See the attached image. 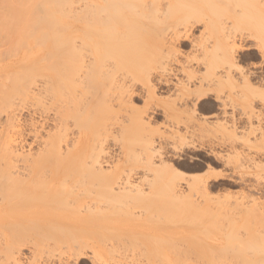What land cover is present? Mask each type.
Instances as JSON below:
<instances>
[{"label":"rangeland","instance_id":"rangeland-1","mask_svg":"<svg viewBox=\"0 0 264 264\" xmlns=\"http://www.w3.org/2000/svg\"><path fill=\"white\" fill-rule=\"evenodd\" d=\"M36 1L0 0V63H2L0 67L11 66L12 63L15 65L17 62H19L16 64L17 66L21 65V61L24 60L22 56L38 57L40 55L38 52L42 48V39L38 37L37 39L25 40L24 42L23 36L29 35L28 33L31 35L38 33V36H42L41 34H44V30L41 28H43L45 23L47 24V18L59 17V13L60 16L66 14L67 7L65 4V12H62L64 9H62L61 5L60 7H58L59 4L58 6L53 5L55 10L52 11L57 13H52L50 16L53 0H50L51 3L49 2L51 6L47 4L46 6L45 3L41 6L42 4L39 0L37 2L41 5ZM67 1L70 2L66 3L69 4L68 7L71 5L70 10L68 9L70 15L74 7L79 10L83 8L85 3V0H81L84 2H82L83 6H81L80 0H78L80 3H76V0L75 5L73 0ZM179 1L182 3L178 2L177 5L182 6L180 8L184 12L180 15L181 17L178 16L182 21L175 30L171 28V25L176 21L175 18L171 20L166 18V16L162 15L164 14L162 11L155 12V14L158 13V15L156 14L157 16L151 13L154 16L149 15L151 17L147 18L149 19L148 23L147 20H144L146 23L142 22L137 26V28L140 27L141 29H135L137 33L145 31V34L143 33L144 36H140L141 38H132L130 40L132 45L130 46L132 56L130 61L132 63L129 62L133 69H136L134 73L139 78L133 82H124L120 79L118 72L115 73L116 76L114 75L117 80L115 83L97 81L100 85L99 92H107L105 96L102 95L101 97L98 95V97L100 96L99 102L98 100L92 102L94 97L97 98V95L93 96V92L90 90L93 85L92 87L89 86L88 89V83H85L82 89L81 87L75 89V95H78L76 98L77 100L80 98V101L76 102L74 109L78 107L80 109L76 111L77 113H74L73 118H68L67 120L68 139L70 141L68 142L69 144L73 142V138L78 135L80 130L88 129L93 138L88 149L94 147V150H92L97 152L101 147L103 148V151L100 152L99 160L106 172L112 171L113 166L120 160L121 163L126 165L127 171L132 168L130 174L136 179V176L137 178L144 175L152 176L154 171H148L145 165L151 164L150 167L153 166L155 168L157 166L163 167L164 165L163 169H167L168 172L171 171V174L169 173L170 176L175 175V179L179 181L178 188L184 190L185 193L188 192L186 184L189 181L197 178V180L202 181V187L199 190L197 189V194L194 193L193 196V198L199 200V203L201 202V206L197 208L195 206H193L194 208L187 207L188 209L184 208L183 212L181 210L178 213L179 208L177 209L176 206L179 207V205H175L176 210L171 211L172 213L170 214L173 223L169 224L167 228L161 229L164 234L163 237L172 236L168 240L172 239V243L178 242V247L181 250L174 251L171 249L168 254L166 253L167 255L161 253L157 257L153 254V256L151 255L153 263L165 264L170 260V264H215L213 262L214 254H211V249L215 246H222L228 250L229 256H224V254H227L226 252L223 254L224 258H227L226 263L231 259L233 264H238L236 260L244 256L241 252L239 254L241 253L242 256L236 252L240 243L246 244L247 252L251 250L259 251L262 247L264 248L263 241L257 238V230H254L258 226L250 219V213L246 210L249 209V205L252 203L250 202L251 196L258 197V201L264 200L263 175L257 178L252 175L253 169H251L252 164L249 160L253 151H255L252 148L255 143L253 140L258 137L257 140L260 141L256 140L255 145L260 153H258L259 157H257L256 163H258V168L260 166L264 167L262 166L264 165V156L261 153L264 150V142H261L264 135V102L262 104L259 101L256 105V109L260 110V121H253L252 123L248 115L250 112L248 107L249 99L240 96V92L243 93L247 89L242 86V84L245 86L244 80L247 78H249V81L247 80L248 88L249 84L258 85H255L258 89H263L264 87V58L260 55V51L257 50V46L264 45V21L260 20V18L257 19L254 14L260 8V0H213L211 5L203 8L201 0H198L197 4L194 3V0H191L190 5H187V2L185 4L183 0ZM184 5L189 8L186 10ZM163 6L164 4L162 5L163 9H167ZM46 7L52 8L47 9ZM77 7L80 8L78 9ZM214 12H217L218 15H214ZM204 13H208L210 15L209 18L204 16ZM259 21L260 24L258 23ZM73 24V30H75L79 23L73 21ZM229 30L232 32L230 37H227L226 31L228 32ZM175 33H179V39H176ZM83 38H85L84 35ZM85 41L87 40L74 38L73 51L77 52L78 55L79 52L82 53V57L85 55L84 60L87 63L89 61L90 46ZM52 45L60 48L58 43ZM229 46L233 47L234 60L232 62L234 65L232 64L230 70V80H227L223 75L227 71L228 64H226L227 62L224 61L222 56L223 52L229 49L227 48ZM47 58V60L41 62L38 73L32 70V64L27 63L24 69H20L21 66H18L13 69L14 71L10 70L9 73L12 76L8 75L7 78L6 74L9 73H5V70L0 68V81H9L8 84L11 90L15 89V87L11 86L13 85L11 81H36V84L32 87L35 93L33 97L24 95L22 98L19 93L15 94L17 90L12 92V95L14 93L12 101L20 103L17 106V112L13 111L15 113L13 116L19 118V122L23 124L22 132H20L19 126H13L8 128V134L5 128L0 133L1 146L2 140H5L7 135L16 138L17 141L23 139L25 146L23 145L21 149L17 147L18 151L16 150L17 155L20 156L18 157L19 159H21V156L25 158L36 157L40 152L39 150L44 146L43 141L48 140L49 136L57 130L58 113L56 110H59V108L57 107L58 103L54 101L57 99L62 101L65 95L59 96L53 93L55 97L53 100V97L51 98L49 93L47 91L45 93L43 90L49 84L47 81H51L47 68L52 59L50 56ZM163 68L165 69L163 70ZM44 69H47L46 72L43 71ZM28 70H32V73L29 72L28 74ZM85 70L86 68L82 67L81 72L78 71L75 77L78 78L80 76L83 78ZM215 73L216 76H223L220 86L212 80L213 78L211 79V76L213 77ZM165 74L170 80L169 84H164L160 81V76L164 77ZM4 76H6V79H4ZM145 81L147 82L145 83ZM146 88H153V92L148 93ZM181 88H184V90ZM96 90L98 89L96 88ZM96 90L93 91L96 92ZM185 90H189V94L181 96L179 93ZM198 90L199 93L196 92ZM204 90H207V92L198 97L200 91ZM99 92L97 91L96 93ZM18 97L22 100L26 98V103L21 105ZM179 97H184V99H179ZM36 99L41 101L35 102L37 101ZM74 99L73 97V101ZM89 100L90 103L88 104ZM81 101H83L82 105ZM4 104L2 101L1 110H4V112L1 113L0 110V123L6 125L8 121L6 113L8 112L6 111L7 108L2 106ZM53 107H55V110ZM180 120L182 121L181 123ZM254 122L257 125L259 124L258 129L260 131H256L255 135L253 133L250 135L251 126L252 124L255 125ZM218 123L225 124L228 127L227 129L232 128V131L234 129V137L231 138L233 135L230 137L227 134L226 138L225 133L222 136L218 134V132L221 133V130L217 128ZM205 126L208 128L207 130ZM33 129H37L38 138L34 137ZM209 129L211 132L207 133ZM204 130L206 131L204 132ZM229 133L231 134V132ZM69 144L61 142V152ZM91 144L94 145L91 147ZM2 150L0 149V155L2 156L0 160L8 157L6 150ZM165 165L169 168L166 167L165 169ZM158 167L156 170L161 169ZM258 168L257 171L261 173L262 171L259 170L262 169ZM176 171L179 175H177ZM155 173L158 176L162 174L160 170ZM92 182L96 183L93 179L91 180ZM256 183H258V187ZM203 184H208L206 185L209 186L207 194L210 196H207L205 190L203 191ZM253 187L256 189L254 190ZM164 188V186L160 185L158 190L165 191ZM206 197L214 198L215 201L218 200L216 198H219V204H216V207L215 203H218L217 201H212L209 204L211 200L209 199L207 202ZM223 199L224 202L220 205V200L223 201ZM225 199H228V201ZM210 205L212 206L210 207ZM245 206L248 208H245ZM217 207L219 208L217 209ZM0 208L6 210L7 206L1 205ZM202 208H208L207 210L212 213L206 214L207 211ZM190 209L195 213V216L192 215L191 217L192 212ZM196 209H198L197 213L194 212ZM203 211L206 212L204 213ZM215 212H218L216 214L221 217L218 218ZM244 212H247L246 216L249 218L243 215L245 214ZM117 213L118 215L114 214V220L110 222L103 215H94L91 225L80 231L74 230L71 226L64 231H56L61 236L62 244L58 248L57 246L54 247L55 249L53 250H51L52 244H54L52 240L46 237L42 239L41 236L44 233L46 234L45 236L49 235L51 229L38 230L33 227H27V229L24 227L19 228L20 226L17 228L14 225H10L12 224L10 218L1 220L0 264H81L74 259L73 253L72 257L70 256V250H73V248H81L87 257L94 256L95 263L90 262L89 258H86L82 264H109L110 238L113 239L112 241H116L120 237L131 238L134 235L133 238L135 237V239L133 240L138 238L137 240L140 241L147 237L150 232L148 226H143L127 219L123 212ZM213 213L216 217H213ZM196 217H198L196 219L197 224ZM182 218L185 220H182ZM178 220L181 223H178ZM184 221L194 222L195 224L192 223L190 225L189 223L188 225L186 222L184 225ZM177 224L181 225L177 226ZM141 235L143 238H141ZM130 238L128 242H130ZM43 242L44 244H42ZM124 242L127 243L126 240ZM39 243L42 248H40ZM68 243L71 244V249L68 248L69 250H67ZM48 246H51L50 250ZM203 246L206 247L207 251L203 250ZM198 249H201V251ZM63 252L64 254H62ZM232 252L238 255H234L236 259L230 258L233 257L231 255ZM154 256L155 258L153 259ZM141 257L145 259L144 255ZM115 259L117 260L115 261L116 264H119L118 261L121 260L122 264H126L129 260L128 258L127 261L118 259L117 256ZM32 260L33 262H31ZM143 261H146V259Z\"/></svg>","mask_w":264,"mask_h":264},{"label":"bare ground","instance_id":"bare-ground-1","mask_svg":"<svg viewBox=\"0 0 264 264\" xmlns=\"http://www.w3.org/2000/svg\"><path fill=\"white\" fill-rule=\"evenodd\" d=\"M61 1L62 0H53L52 1L54 3L53 4L50 2V0H42V1L39 0V2L42 5L39 2H37L41 6H43L44 3L45 5L47 4L48 6H51L49 2L52 4V7L53 5L58 6L59 4L58 7H60L61 5L63 7V8L61 7L62 9H64V4H65V6L67 7V9L66 7L65 9L68 12L65 9L64 10L61 9L62 12L66 11L65 15L60 16V13H59L58 14L59 17H50L47 19L45 18L47 20V24L45 23L43 25V28H41L42 30H44L43 31L44 34L43 33L41 34L42 36L40 35L38 36V33H36L35 35L34 34L31 35L30 33H28L29 35H26V36L22 35L24 37L23 38L24 42L25 40L29 41L30 39H37L38 37H40L42 39V48H40L39 50L40 52H38L40 53L38 57L22 56L24 60L21 61L20 63L21 65H18V66H21L20 69H24L25 64L30 63L32 64V68H33L32 70L38 73L40 65L42 64L41 62L44 60H47L48 59L47 57L49 56L52 59L47 68L49 71L48 74L50 76L49 79L51 81H47L49 84L45 88H43V90L45 93L47 91V93H49L51 98L53 97L52 98L53 100L55 99V97L53 96V93L59 96L65 95V98H63L62 101L59 99L54 101L58 103L57 107L59 108V110L56 108L57 109L56 111L58 113L57 126H56L57 130L56 132H54L53 134L49 136L48 140L43 141L44 146H42V148L39 150L40 152L34 158H25L23 156H21V159L18 158L20 156L17 155L18 153H16V150H17V147L20 149L23 148V145H24L23 139L17 141L16 138H12L8 135L5 136L7 137L5 140L4 139L2 140L1 138L3 142H2V146L0 142V146H1L0 149L1 150L4 149V151L6 150V154L8 155V157L1 158L0 160V207L1 205L7 206L6 210H3L0 208V221L6 218L7 219L10 218L11 219L10 222H12V224L10 225H14L17 228L20 226L19 228L33 227L38 230H42V229L50 230L51 229L49 235L47 234V236H45L46 234L44 233L41 236H42V239L46 237L47 239L52 240L54 244H52V247L48 246V249L51 247V250H53L55 249L54 247L57 246L58 248V246L62 244L61 236L59 232H56V231L58 230L64 231L68 229V227L70 226L73 227L74 230L80 231L88 227L89 225H91L94 215H103L110 222L114 220V217H115L114 214L118 215L117 212H123L125 213V216L127 219H130L134 221L135 223L142 224L143 226L145 225L148 226L150 232L148 233L147 237H145L146 235L144 234L145 235L144 237L146 239L144 238L143 240H140V241L137 240L138 239L137 237H136L137 241L133 240L135 239V237L133 238L134 235L131 238L130 237H127V238L120 237L116 241H112L113 239L110 238V241L112 242L110 243L109 241V246H110L109 264H116L115 263V261H117L115 259L116 256L118 259L119 258L123 260L125 259V261L129 259L126 264H155L153 263L154 261L151 260V255L153 256L154 254L157 257V255L161 253L167 255L171 251V249L174 251L181 250L178 247L179 245L178 242L172 243L171 242L172 239L168 240L172 236L171 237L168 236V238L163 237L164 234L161 232L162 231L161 229H163L164 227L167 228L169 224L173 223L172 221L173 219L170 214L174 210H176L175 205H179V207L176 206L177 209L179 208L178 213H180L181 210H182L181 212H183V209L184 208L186 209L187 207L194 208L193 206H195V208H197L198 206L199 207L201 206V202L199 203V200L193 198V196H194V193H196V191H198L202 187V181L197 180L198 178L192 179V181L188 180L189 182L188 184H186L187 185L186 188H188L187 189L188 192L185 193L184 190L178 188L179 181H177L178 179H175L174 177L175 175L173 176L169 175L171 171L170 172L167 171L166 167L168 166L166 165H165L166 170L163 169L164 165L163 167L157 166L158 168H161L162 170L161 169L156 170L157 167L156 168L153 166L150 167L151 164L150 165L147 164L145 165L147 166L146 169L148 171H154L152 176L149 177V176L144 175L138 178L136 176V179H134L135 177L134 176L132 177V174H130L131 173L130 170L132 168L130 167L131 169L130 170L128 169L127 171V169L125 168L126 165L121 163L120 160L113 166L112 171L108 170L110 172H106L103 169V166L101 165V161L99 160L100 152L103 151V148L101 147L97 152H94L93 151L94 147H92L94 144H91L90 146L92 147L93 150L91 148L88 149V146L91 140L93 139L88 129L80 130L78 132V135L75 138H73V142L69 144L70 141L68 139L67 120L68 118H73L74 113H77L76 111L80 109V107L74 109L76 102L80 101L79 100L80 98L77 100L76 97L78 95H75V92H74L75 89H77L78 87H81L82 89L84 87V84L88 83V89H89V86L92 87L93 85V87L90 88V90H92L93 96L97 95V98L94 97L93 98L94 100H92V102L93 101L96 102L97 100L99 102L100 101L99 97L100 96L102 97V95L105 96L107 92L106 93L104 91L99 92L100 85L97 81H108V82L111 81L110 83H115L117 80L114 77V75L115 73H118V72L120 74V79H122V81L124 82L125 81L133 82L134 80L139 78L138 75L134 73L136 69H133V66L131 65L132 62L130 61V58L132 57L131 48H130V46L132 45L130 44V40L132 38H141L140 36L143 35L145 31L144 32L139 31L137 33L135 29L137 30L141 29L140 27L137 28V26L138 24H141L142 22L146 23L144 20H147V23H148L149 19L147 18L151 17L149 15L154 16L151 13L155 14V12L162 11L164 12V14L162 15L166 16V18L170 20L175 18L176 21L174 22L173 25H171V28L175 30L178 24L181 23L182 21L178 18V16L182 15L184 10L181 9L182 6L177 5L178 2L179 3H182V2H180L179 0H85V1L83 0L85 2L84 3L83 1L80 0L81 6H83L82 2L84 3L83 8L79 7L80 8L79 9L77 7L79 10H77L75 7L74 9L72 8L73 15L72 14L70 15L69 10H70L71 5L68 7L69 4H66L70 2L67 0H65L66 1L65 3H64V0L62 2ZM183 1H185V4L188 3L187 5H190L191 0H187V1L183 0ZM197 1L198 0H194V3L197 4ZM75 2L76 0L75 1L73 0L74 5L78 3L79 1L77 0V2L76 3ZM212 2L213 0H201L202 8L205 6L207 7L211 5ZM259 2H260V8L254 14L257 17V19L260 18V20L264 21V0H260ZM163 4H164L163 7L167 9L162 8ZM187 5H184V8L186 10L189 8ZM52 7H49V8H52ZM53 8L51 9V11L55 10V8L54 9ZM52 13H57V12L52 11L50 13V16L52 15ZM67 13L69 14L68 18H67L68 16ZM214 13H215L214 15H218L217 12H214ZM156 14L158 15V13ZM203 15L206 16L207 18H209L210 16L208 15V13L207 14L204 13ZM73 21H77L79 23V26L75 27V30H73V26H74ZM258 23L260 24V21ZM152 29H155V28H152ZM231 32L232 31L230 30L228 32L226 31V36L230 37ZM83 35L85 38H83ZM174 36L177 37L176 39H179L180 37L179 33H175ZM74 38H82L84 40H87L85 42H87V44H89L90 46L89 47L90 52L88 56L89 61H87V63L84 60L85 55L82 57L81 56L83 55L82 53L79 52V55H78L77 52L73 51ZM20 40L19 42H21ZM56 43L60 45V48H57L56 46L52 45ZM261 46H257L258 47L257 50L260 51L261 53L260 55H262L264 58V47H263L264 45H261ZM227 48L229 49L223 52V56H222L224 57V61L227 62L226 64H228V67L226 69L227 71L225 72L223 76H225L227 80H230V77H231L230 70H231L232 64L234 65V63L232 62L234 60L233 59L234 57L232 54L233 47L229 46ZM17 63H15V65L14 63H12L11 66L9 65L1 66L0 68L2 70H5V73L7 72L9 73L10 70H13L15 69V67H18L16 65ZM0 64L2 65V63ZM82 67L86 68L85 72L83 73V78H81L80 76L78 78L75 77L77 72L80 71ZM47 69H44L43 71L46 72ZM164 69L165 68H163V70ZM32 70L31 71L28 70L27 71L28 74L29 72L32 73ZM167 71H170V70H167ZM166 74L164 75V77H161L160 75L158 76H160L161 82H163L164 84H169L170 80L168 79ZM8 75L10 76V73L6 74L7 78H8ZM6 76H4V79H6ZM223 76L221 75L216 76V73H215L213 74V77L211 76V79L213 78L212 80H214L215 83L219 85L220 81H222L221 78ZM248 79L249 78L244 80L246 83L245 86L242 84L243 88L246 87L248 90L245 89V91L247 90V92L245 91L243 93L240 92V96H243L245 98L247 97L249 99L250 103L248 107L250 108L249 109L250 112L248 113V115L252 123L253 121L259 122L261 118L260 117L261 114L259 113L260 110L256 109V105L258 104L259 101L262 104L264 102V87L263 89L262 88L258 89L256 87L258 85L249 84V88H248L247 87L248 86L247 82L249 81ZM146 82L147 81H145V83ZM8 83L9 81H0V110H1V103L3 101L5 104L2 106L4 108L6 107L7 108L6 111L8 112L6 113L7 120H8L6 125L0 123L1 125L0 133L2 132L3 128H5L7 134H8L9 127L19 126V130L20 132H22L21 128L23 126V124L19 122L20 119L13 116L15 114L13 113V111L15 112L16 110H18L17 106L20 105V103H16L12 101V99H14L13 98L14 93L12 95V92H14V90H17L15 91V94L19 93L20 95L19 94L18 95L21 96L22 98L24 97V95H26V97H29V96L33 97L35 96V93L32 87L36 84V81H11V84L13 83V85L11 86L15 87L14 90L12 89L13 91L11 90V87L9 86ZM253 85L254 86L256 85V86L254 87ZM96 88L98 90H96ZM184 88H181V89L184 90ZM152 89H147L148 93L153 92ZM93 90H96V92L98 91L100 94L96 93ZM185 91H181L179 94L181 96H185L189 94L188 92L189 90H187L186 92ZM196 92L199 93V90ZM204 92L206 93L207 90L200 91V94H198V97ZM190 94L192 93L190 92ZM98 95L100 96L98 97ZM117 96L120 97L119 95ZM73 97L75 98L74 101H73ZM180 98L184 99V97H179V99ZM18 99L20 98L18 97ZM36 100L37 101L35 102H38V100L40 99H36ZM25 101H26V98L25 100L20 99L21 105L23 103H26ZM82 103L83 101H81V105ZM89 103H90V100L88 104ZM54 108L55 107H53V109ZM81 108H84V107H81ZM2 112H4V110L3 111L1 110V113ZM177 115L178 113L176 114V117ZM174 117H175V114H174ZM181 122L182 121L180 120V123ZM220 123H218V126L216 125L217 128L221 130V133L218 132V134L222 136V134L225 133L224 134L225 136L228 134L227 136H230V137L233 135L231 137L233 138L234 137L233 133H235L234 129H233L234 131L233 132L232 128L227 129L228 127H226L225 124H220ZM255 125L252 124L251 129H250L251 131L249 130L251 132L250 135L252 133L255 135L256 131L259 130L258 129L259 124L257 125L255 123ZM228 126L230 127V125ZM205 128L206 130L208 129L206 126ZM206 130H204V132ZM209 131L210 129L208 130L207 133H209ZM33 132L35 133L34 137L36 138L37 132H38L37 129H33ZM229 132H231V134ZM262 137H261L262 139L260 138L261 142H264V135ZM257 139L253 140V142L256 143ZM61 142H64L67 145L69 144L68 146L69 148L67 147L66 148L67 150L66 149H65L66 151L64 150L65 152L64 151L61 152ZM255 143L252 146V148L255 151H253V154L251 155V158L249 159L252 164L251 169H253L252 175L255 176L256 178L258 176L260 177V175H263V178H264V167L263 168L261 166L259 167L262 169V170H259V171H262L261 173L257 171L258 163H256L257 162L256 160H257V157H259L258 153L260 152L258 151L259 150L258 148H257L258 150L256 149ZM261 153L264 156V150L261 151ZM6 154L4 152V156ZM0 157L2 156L0 155ZM158 170L161 171L162 173L161 176H158L155 173ZM177 175H179V173ZM92 179L96 181V183L95 182L91 183ZM109 181L110 183L108 184ZM257 184L258 183H256V186ZM160 185L165 187L164 188L165 191L158 190ZM206 185L208 184H203V191L205 190L207 194L208 193L207 188H209V186H206ZM253 189L255 190L256 188L253 187ZM203 193L202 195H204ZM207 196H210V195L207 194ZM206 198H207L206 199L207 202L209 199L211 200L209 201L210 202L209 204H211L212 201H215L214 198H211V197L210 198L206 197ZM216 199H218L216 200L218 202L219 198H216ZM250 200H251L250 202L252 203L251 205H249V209H246V210L247 212L249 211L248 213H250V219L258 226L254 229V230H257V233H258L257 238L259 240H262L264 243V200L258 201V197H255V196H251ZM221 201L222 200H220V205L223 204L224 199L222 203ZM226 201H228V199ZM216 204H219V202L215 203V207H216ZM211 206L212 205H210V207ZM247 206H245V208ZM218 208L219 207H217V209ZM220 208L222 209L221 206ZM207 209H203L207 211L206 214L212 213L210 210H207ZM197 210L198 209H196V211L194 212L197 213ZM190 211L192 212V209H190ZM206 211H203V212L205 213ZM203 212L201 213L203 214ZM247 212H244L245 214L243 215L246 216ZM216 213L218 212H215V214ZM192 215L195 216V213L192 212L191 217ZM213 217H216L214 213H213ZM217 217L219 218L221 216L217 215ZM196 219H198V217H196L195 220ZM182 220H185V219L182 218ZM179 222L180 220H178V223ZM186 222L184 221V225ZM187 223L189 225L190 222H187ZM192 223H190V225H192ZM200 223H198V225H200ZM196 224H197V220H196ZM178 225H181V224H177V226ZM41 236L39 237L41 238ZM129 238H130V242H128ZM141 238H143V236ZM124 239L127 241V243L124 242L125 241ZM131 240L135 243H133ZM42 244H44V242ZM69 244L70 243H68L67 250L71 249V244L70 245ZM39 246L40 248H42L41 247L42 245H40V243H39ZM202 248L203 250L205 249L207 251L205 246H203ZM246 249H247L246 244L240 243L239 249H237L239 251L236 250V252H238L237 254L241 252L242 255L245 256V258L240 253L239 255H241L242 258L236 260L238 264H264V248L263 247L259 251L257 250L249 251L251 252V254H249V252H247ZM70 251H71L70 256L73 253V256L75 257L74 259L77 260V263L82 264L86 258H89L88 260H90V262L95 263L94 256L87 257L85 252H82L81 248L80 249L73 248V250H70ZM199 251H201V249ZM227 251L228 250L226 248L224 249V247L222 246L213 247L211 249V254H214L213 262L215 264H227V263L233 264L231 259L228 260L226 263L227 258H224V256L225 255L229 256ZM225 252L227 254H224ZM62 254H64V252ZM235 254L236 253L234 252L231 253L233 257ZM237 254L235 256H238ZM142 255H144L146 261H143L145 259L141 257ZM233 257H230V258L236 259V257L234 258ZM154 258L155 256L153 257V259ZM33 260L31 262H33ZM166 260H164V262H166ZM121 261H118L119 264H122ZM165 264H170V260L167 261V263Z\"/></svg>","mask_w":264,"mask_h":264}]
</instances>
